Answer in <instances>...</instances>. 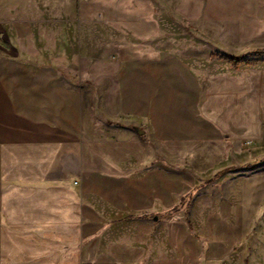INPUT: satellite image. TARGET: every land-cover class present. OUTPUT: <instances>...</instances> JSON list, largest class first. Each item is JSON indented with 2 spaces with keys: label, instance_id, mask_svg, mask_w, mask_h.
I'll use <instances>...</instances> for the list:
<instances>
[{
  "label": "crops",
  "instance_id": "obj_1",
  "mask_svg": "<svg viewBox=\"0 0 264 264\" xmlns=\"http://www.w3.org/2000/svg\"><path fill=\"white\" fill-rule=\"evenodd\" d=\"M67 2L64 33L126 39L116 115L92 135L52 61L0 52V264H246V197L217 162L264 144V0ZM16 3L0 34L41 22Z\"/></svg>",
  "mask_w": 264,
  "mask_h": 264
},
{
  "label": "rangeland",
  "instance_id": "obj_2",
  "mask_svg": "<svg viewBox=\"0 0 264 264\" xmlns=\"http://www.w3.org/2000/svg\"><path fill=\"white\" fill-rule=\"evenodd\" d=\"M1 3L3 9L12 12L8 19L15 21V12L20 9L16 0ZM74 11L67 0H24L25 15L41 22L19 36L0 34V52L7 51L37 66H46L52 61L65 83L81 89L85 123L95 135L98 125L110 123L116 115L119 69L112 48L114 43L126 39L106 28L95 32V28L86 25L81 32L75 27L64 33L65 20ZM238 155L235 160L217 163H231L233 176L239 180L230 179L225 183L235 186L232 188L235 197L244 200L246 197L248 238L239 252H246V264H264V144L240 147Z\"/></svg>",
  "mask_w": 264,
  "mask_h": 264
},
{
  "label": "trees",
  "instance_id": "obj_3",
  "mask_svg": "<svg viewBox=\"0 0 264 264\" xmlns=\"http://www.w3.org/2000/svg\"><path fill=\"white\" fill-rule=\"evenodd\" d=\"M225 59L231 61L234 67H237V65L240 63L239 58L230 57V58H225Z\"/></svg>",
  "mask_w": 264,
  "mask_h": 264
}]
</instances>
